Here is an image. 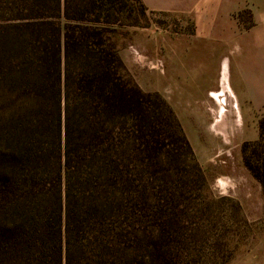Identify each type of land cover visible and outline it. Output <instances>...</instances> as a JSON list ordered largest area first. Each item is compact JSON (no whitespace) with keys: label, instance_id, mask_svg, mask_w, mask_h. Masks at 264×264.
I'll return each instance as SVG.
<instances>
[{"label":"trees","instance_id":"1","mask_svg":"<svg viewBox=\"0 0 264 264\" xmlns=\"http://www.w3.org/2000/svg\"><path fill=\"white\" fill-rule=\"evenodd\" d=\"M148 11L143 0H0V264H150L147 166L163 165L175 135L194 153L121 55ZM258 128L242 152L264 194V116Z\"/></svg>","mask_w":264,"mask_h":264},{"label":"rangeland","instance_id":"2","mask_svg":"<svg viewBox=\"0 0 264 264\" xmlns=\"http://www.w3.org/2000/svg\"><path fill=\"white\" fill-rule=\"evenodd\" d=\"M189 28L149 10L146 25L120 39L133 78L169 104L194 153L175 135L163 165L147 166L144 251L150 264H264V194L242 152L264 109L233 96L221 67L192 69L188 52L174 61L164 51L187 44Z\"/></svg>","mask_w":264,"mask_h":264},{"label":"crops","instance_id":"3","mask_svg":"<svg viewBox=\"0 0 264 264\" xmlns=\"http://www.w3.org/2000/svg\"><path fill=\"white\" fill-rule=\"evenodd\" d=\"M151 11L186 18L190 28L187 44L189 67L206 68L214 74L221 67L233 96L264 109V0H143ZM167 62L168 55L164 56ZM182 61H185L183 56Z\"/></svg>","mask_w":264,"mask_h":264}]
</instances>
